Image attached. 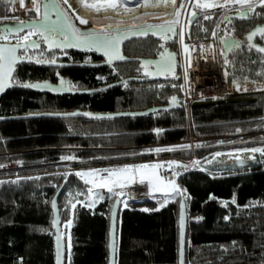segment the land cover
Masks as SVG:
<instances>
[{"label": "trees", "instance_id": "16d2710c", "mask_svg": "<svg viewBox=\"0 0 264 264\" xmlns=\"http://www.w3.org/2000/svg\"><path fill=\"white\" fill-rule=\"evenodd\" d=\"M181 4L185 0L178 2L180 13ZM224 12L214 11L205 20L196 7L189 9L186 40L210 38L222 23ZM11 15V1L0 0V20ZM151 22L154 21L145 24ZM258 42L264 45V36ZM176 44L174 40L166 48L176 52ZM123 50L129 58L150 60L163 51L159 41L152 37L146 41L132 40ZM31 56L29 51L22 54V58ZM45 59L99 66L60 69L18 65L13 79L17 87L0 101V117L77 110L104 114L141 112L166 106L174 96L182 103L181 82L177 81L130 82L90 95L61 97L19 88L21 83L55 84L59 75L74 85L73 90L100 89L129 78H141L144 71L136 62L102 65V57L93 52H58ZM249 90L262 93L234 97L250 100L248 104L226 103L225 99L194 108L196 137L213 140L242 136L231 140L233 144L225 150L264 146V83ZM188 140L183 110L114 120L38 119L0 123V165H3L0 171L11 166L17 169L0 174V264H54L52 201L60 189L62 226L71 221L68 236H64L66 264H108L110 212L116 198L112 192L99 190L93 203L87 191L90 184L68 171L138 161L142 159L139 154L144 146ZM215 143L196 144L197 156L202 160L200 166L217 151L212 147ZM188 148L184 144L176 146L168 156L188 160L191 157ZM66 156L74 159H64ZM200 166L189 171L188 166L176 164L177 187L183 195L172 190L169 201H164L161 195L127 207L121 205L117 264H178L181 200L186 202L189 218L186 264H264V157L254 154L246 166L229 171L212 168L210 173ZM218 170L222 173H216ZM193 219L203 222L195 224Z\"/></svg>", "mask_w": 264, "mask_h": 264}, {"label": "water", "instance_id": "95a60500", "mask_svg": "<svg viewBox=\"0 0 264 264\" xmlns=\"http://www.w3.org/2000/svg\"><path fill=\"white\" fill-rule=\"evenodd\" d=\"M41 3V15L39 20H32L25 23V27L23 31H15L16 29H19L21 27L20 23H14V22H4L0 24V40H2L4 37L10 38V37H18L22 34H25L27 32L31 31H37L38 33L45 34L43 41L44 46L47 48L48 52H55L60 51L62 53L64 52H71V51H77V52H93L105 59V62L102 63V65H108V66H115V65H121V64H127L131 62L140 63L142 66V62H153L150 65H148L146 68L144 66L142 77L141 78H129L125 81H121L118 83H114L111 85H108L106 87H102L100 89H91V90H73L70 87V81L65 80L63 77H60L57 75L58 83H51L48 81L38 82L34 84H48L51 87L50 88H24L21 86H18L19 88L28 89L36 93L40 94H51L55 97H61V96H70V95H90L94 93H99L106 91L111 88L120 87L123 86L125 83L130 82H146V83H152L157 81L162 82H170V81H181V77L178 75V59L175 52L170 51L169 48L164 47L163 51L161 53H164V59L162 60L161 54L156 59H140V58H129L124 54V45L132 40H146L149 37L154 38L157 41H162L164 43V39L162 37L164 35H169L171 39L175 40L177 37V28L173 26L175 29V32H163L159 28L154 29H143L147 26V24L138 26V27H126V28H114V29H108V30H101L97 31L94 30V26L87 23L88 28L83 30L81 33H95L97 34V37H103V32H116L114 34L119 33L121 35V39L119 41V52L122 56L125 57V59H118L114 55L112 56L111 60L109 59L108 55H105L106 49L100 45V44H92L89 46L86 43H81L80 41H83L85 37L81 36L79 37V40L75 38L72 34V30L68 25H71L69 20L67 19L66 15L64 14L62 8L59 6L57 0H40ZM47 6V7H46ZM243 16V18H242ZM195 18V17H194ZM192 19V21L194 20ZM254 20L253 17V11L250 9H245L240 12H233L227 14L221 23V30L224 29V27L231 21H237L239 23L243 22H252ZM53 22H57L54 26ZM42 26V27H41ZM72 27H76L77 24L71 25ZM258 29H264V22L255 24L245 35V39H236L230 35H224L220 38L219 43L222 49V59L224 63L225 61H228L229 57L234 51L241 50L244 45H246L248 48L252 49L254 52L264 56V52L257 51V48L264 47L261 45L258 41L263 37L260 35V33L257 31ZM124 30H131L128 32L120 33ZM59 33V36L57 38H51V33ZM144 32L146 34L140 35L139 33ZM256 32L257 34L253 37L252 40H248V36L252 33ZM113 34V35H114ZM64 38V39H63ZM96 37H93L95 39ZM54 41L55 44L50 48L49 42ZM36 41H29L27 43H19L21 47L17 48L16 56L19 57L17 62L13 65L15 71L12 73V80L7 83V85L4 87L3 91H0V101L2 98L7 94V92L15 87H17L15 84H13L14 75L16 72V68L18 65L21 64H32L35 66H44L47 68H70V67H96L99 65H87V64H68V63H61V62H55V64L49 63V62H43V63H37V60L28 58H22L20 56V52L24 50H28L29 52H35L36 50L41 48V45H39L38 48L31 47V44ZM228 44H233L235 46L229 48ZM24 45H28V47H24ZM56 45H62V47H57ZM17 43L15 44H9V43H1L0 47L4 48H13L16 47ZM165 46V45H164ZM251 46V47H250ZM171 53L174 54V74L168 73V72H157V62H160L161 64L167 62V54ZM145 72L149 74H145ZM63 80L65 83L64 85H61L60 81ZM58 89V90H53ZM176 98V103H172V99L168 102L166 106L161 107H153L151 109H148L146 111L141 112H119V113H90L88 111H74L69 113H40V114H30V115H22V116H10V117H0V123L4 122H10V121H22V120H38V119H56V120H62V119H85V120H114V119H123V118H141L145 116H151L155 115L161 112H174L182 110V104L178 101V97L174 96ZM226 103H235V104H248L251 101L246 99H236L234 97H230L225 101ZM219 102H215L213 104H218ZM206 106V104H197L194 106V108H199ZM62 189H60L55 197L53 198V201L56 203V208L52 207L53 211V220H55L57 217L59 219V225L56 226L52 223V228L54 232V264H57V235L61 237L59 241V259L61 261V264H66L67 261V243L65 242L63 235H62V220L60 217V210L58 205V199L60 197ZM52 201V202H53ZM120 201L119 199H116L113 203L111 212H110V228H109V260L108 264H117V254H118V221H119V213L121 209L122 203H117ZM183 215L184 218V227L183 229L180 226V220L181 216ZM193 223L200 224L203 222V219H193ZM188 212H187V205L184 200H181L180 202V210H179V259L178 264H181V259L183 260V264H186V243H187V230H188ZM113 229H115V236H113ZM113 240H115V251H113L112 243ZM183 241V243H182ZM181 251L183 252V255L181 256Z\"/></svg>", "mask_w": 264, "mask_h": 264}, {"label": "built area", "instance_id": "2783aa9c", "mask_svg": "<svg viewBox=\"0 0 264 264\" xmlns=\"http://www.w3.org/2000/svg\"><path fill=\"white\" fill-rule=\"evenodd\" d=\"M10 1L12 18L9 20V22L19 23L20 20H23L24 23H26L35 19L34 17L30 16V13L39 12H37L36 6L31 2V0H25V4L23 7L20 5L18 0ZM132 1L134 2V5L139 4L138 0ZM194 1L195 0H191V3H189L188 0H185L184 7L178 18L179 23L172 24L177 28L178 32L176 37L178 43L176 46L175 53L178 59V68L180 69V82L182 94L181 104L183 107L182 110L185 111L187 117L189 140L187 142H182L179 144H153L142 147V150L148 151L150 153L151 159L155 163L159 161V165H162V167H159L155 170L156 175L159 176L161 181H163V184L160 185L161 190L154 191L152 185L148 182L147 179H145L144 183H141L140 180L136 177L135 181L127 184L125 187L120 188L116 186L113 189L112 194L115 196V198L125 202L122 203V205H128L130 203H142L163 195L166 186L169 185V181H171L177 186V182L179 179V174L176 170L177 163H181L188 166L189 171L198 168L200 165L201 159L196 156V144L204 143L207 141H214L219 145L224 146L226 142L230 141L228 145H232L233 143H231V140L242 137L238 135H229L213 140L199 139L196 137L195 134V126L193 123L192 112L194 106L197 104H203L209 101L218 102L233 96V91L228 79V64L224 63L222 60V54L220 50L221 46L219 40L224 35H230L236 39L244 40L246 33L255 24L258 23H254L255 18L252 22L239 23L237 21H231L228 24L233 23L234 25L232 28H230V33L227 32L228 29L226 28V25L223 30H221V28L218 30V36L215 38L211 37L201 41H188L186 40L185 35L183 34V29L185 27L184 25L186 24V15L188 10L195 7L193 3ZM178 2L179 0L177 1L175 6V13L177 10ZM36 3L39 5L40 10V2L36 0ZM201 3H213L215 5H218L209 9H201L196 7L197 10L202 14L223 9L225 10L224 16H226L229 13L240 12L242 10L249 9L246 6H241L237 3H230L229 0H201ZM219 5L223 6L221 7ZM257 8L258 7H256L255 5L253 6V17H255V12ZM175 13L168 21H161L159 23H169L174 21L175 17H177ZM149 24H154V22H151ZM249 24L253 25L249 27ZM247 25L249 26L246 27ZM185 46H187L188 48L187 53L184 51ZM185 69L187 70L186 72ZM206 80L208 81L206 82ZM183 144L188 145L189 147L188 151L191 157L188 160L174 156L161 157V155L170 154L173 151H163L159 153H156L154 151V149L156 148L173 149L174 147ZM233 151L235 150L222 151L219 154L228 155L232 154ZM11 167H13L14 170H17L15 166Z\"/></svg>", "mask_w": 264, "mask_h": 264}, {"label": "snow or ice", "instance_id": "6c2138e0", "mask_svg": "<svg viewBox=\"0 0 264 264\" xmlns=\"http://www.w3.org/2000/svg\"><path fill=\"white\" fill-rule=\"evenodd\" d=\"M18 2L20 3V5L23 7L25 4V0H18ZM31 2L36 6V10L37 12L39 11V5L36 3V0H31ZM65 2H67V0H65ZM165 2H167V0H165ZM189 3H191V0H188ZM230 2L232 3H237L240 4L241 6H247L250 10L253 9L254 6V0H230ZM82 3L84 4V7L86 8H92L96 11H100L102 8L103 9H107V8H116L118 6V2L117 0H114V2L111 3H102V4H89L87 2H85V0H82ZM127 3V0H119V6H123L124 4ZM138 3L143 4L144 6H147L148 4V0H138ZM173 5H175V0H172ZM260 6L264 7V0H259ZM218 5H215L213 3H201V0H196L195 3V7L197 8H201V9H209L212 7H216ZM219 6H223V5H219ZM47 7V6H46ZM184 5L181 4V8H183ZM125 11H129L130 9H128L127 7H125L124 9ZM176 16H180V11L177 10L175 13ZM192 15L195 16L196 13L193 11ZM211 17L209 15H204L203 19L207 20L210 19ZM243 18V16H242ZM5 19H7V17H5ZM81 23H87V21L81 20ZM21 27L19 29H16L15 31L19 32V31H23L24 27L26 26L23 20L19 21ZM57 22H53L54 26ZM173 23H179V21H174ZM71 30H72V34L75 38H77L79 40V37L83 36L85 37V39L83 41H80L81 43H86L89 46H91L92 44H100L102 45L106 51H105V55L109 56V59L111 60L112 56L114 55L116 58L118 59H125L124 56H122L119 52V41L121 39V35L119 33L117 34H105L103 37H97V34L95 33H78V31L72 27L71 25H68ZM42 27V26H41ZM152 27H157L159 28L161 31L163 32H175V29L173 28L172 24H169L167 26L165 25H158V26H149V28ZM206 31V29H205ZM261 36H264V29H258L257 30ZM32 31L30 30L28 35H31ZM140 35H144L146 33L141 32L139 33ZM257 33L254 32L252 34H250L248 36V40H252L253 37L256 35ZM28 35H25L23 37L24 41L28 40ZM213 36H215V32L212 33ZM93 37H96L95 39H93ZM166 38V37H162ZM53 44H55L54 41H50L49 42V47L51 48L53 46ZM57 47H62V45H56ZM235 45L233 44H228V47L231 48ZM21 47V45L18 43L16 47L13 48H4V47H0V91H3L4 87L7 85V83L9 81L12 80V73L15 71L13 65L17 62V60L19 59V57L16 56V51L17 48ZM24 47H28V45H24ZM31 47L33 48H38L39 45L36 44L35 42H33L31 44ZM161 47H163V45H161ZM251 47V46H250ZM184 51L187 53L188 52V48L187 46H185ZM257 51L259 52H264V47L261 48H257ZM165 54L161 53V57L162 60L164 59ZM29 60H31V57L28 58ZM37 63H43V62H49L52 64H55V59H52L51 61H41V60H37ZM227 63V61H225ZM153 62H142V66H144L145 68L150 65ZM158 66H157V72L161 73V72H168L171 74H174V54L168 53L167 54V62L161 64L160 62H157ZM187 70L185 69V72ZM145 74H149L147 72H145ZM61 85H64V81L61 80L60 81ZM21 87L24 88H50L51 86L48 84H31V83H21L20 84ZM70 87H74V85H70ZM53 90H58V89H53ZM172 103L175 104L176 103V98L173 97L172 98ZM159 131V130H158ZM174 149L171 148H156L154 149V151L156 153L159 152H163V151H173ZM247 151H250L252 153L255 152H260L261 155H264V148H252L249 149ZM217 155H219V153H217ZM64 159H74V157L72 156H66L64 157ZM0 167H3V165H0ZM162 167V165H140L138 167H136L135 169L131 168V167H125V168H121V169H115V170H109V169H104L103 172L107 173L106 177H102L99 179V182L96 183L95 180H88L85 179L86 177H100V171L99 170H92L89 172H76L75 175L80 177L81 179H85V183H92L93 187H107L109 192L113 191V188L111 185H115L117 187L123 188L127 185L128 182H132L135 181L136 179V175L135 173H140V182L144 183L145 179L148 180V182L152 185V188L154 191H158L161 190L160 189V185L163 184V181L160 180L159 176L156 175V169ZM169 185L171 186V189L175 192H177L180 195H183L184 193L175 185L173 184L171 181H169ZM89 193L92 192V188H89L87 190ZM79 195V193H78ZM101 199L103 197H100ZM94 203V202H93ZM117 203H125L124 201H118ZM52 207L56 208V203L55 201L52 202ZM76 204L73 203L72 204V208H75ZM144 211H148V209H144ZM71 221H68V223L65 226H70ZM53 224L58 226L59 225V219L58 217L53 220ZM180 226L183 229L184 227V218L183 215L181 216V220H180ZM40 231H44V229H40ZM113 236H115V229H113ZM61 237L59 235H57V264H61V261L59 259V241H60ZM183 243V241H182ZM70 242H69V247H70ZM112 248L113 251H115V240H113L112 243ZM183 255V252L181 251V256ZM181 264H183V260L181 259Z\"/></svg>", "mask_w": 264, "mask_h": 264}, {"label": "rangeland", "instance_id": "374dc122", "mask_svg": "<svg viewBox=\"0 0 264 264\" xmlns=\"http://www.w3.org/2000/svg\"><path fill=\"white\" fill-rule=\"evenodd\" d=\"M38 1L40 2V0H38ZM92 1H94V2H92ZM57 2L61 3V5H64L66 7L67 11L75 12V13H77V15L81 11V9H79V7H77L75 4H73V6L70 5L71 0H67V2H65V0H57ZM85 2H87L89 4H94V3L102 4V3H111L112 1H106V2L103 1L102 2L101 0H85ZM229 2H230V0H229ZM193 3L195 5L196 0ZM230 3H232V2H230ZM81 4L84 7V4L83 3H81ZM125 5H123L124 9H125V7H127L128 9H131V8H133V6H134L133 9L142 7L141 3H139L138 5H127V4H125ZM254 5L256 7H258L256 9V12H255L254 23L264 22V7L260 6L259 0H254ZM175 6H176V4L173 5V3L171 1V4H169V7H171L170 13H168L166 15L145 16V17H142L140 20L136 21L135 23H133L132 25H135V24L140 25V23H145L148 21H154L155 22L154 24H149V25L174 24L173 22L177 21V19H175L174 21L169 22V23H159V22H161L164 19H170L174 15L173 13L175 12ZM90 10L94 11V9H90ZM103 10L104 9L102 8L100 11H97V14H99ZM213 12H206L203 14L208 15V14H211ZM186 17H187V15H186ZM11 18H12V15L8 19L0 20V24L4 23V22H9V20ZM81 24L85 27H88V25L86 23H81ZM149 25H147V26L149 27ZM233 25H234L233 23L227 24L226 28L228 29L227 30L228 33H230L229 30H231L230 28H232ZM249 25H247L246 27H248V26L251 27L253 24H249ZM100 26L103 27L104 29H106V26L104 24H101ZM184 26L185 27L183 29V34L185 35V38H186V35L188 33V27H189L187 20H186V24ZM220 28H221V24L215 28V30H214L215 36L211 35V37H214V38L217 37L218 36V30ZM226 28H225V30H226ZM143 29H145V28H143ZM106 30H108V29H106ZM128 31H131V30H124V31H121L120 33L128 32ZM112 33H116V32H110L107 34H112ZM150 38L151 37H149L148 39H150ZM183 38H184V36H183ZM175 40H176V43H178L177 38ZM144 41H146V40H144ZM176 46H177V44H176ZM221 54H222V50H221ZM39 58H40V56H39ZM228 71H229V83H230V86H231L232 91H233L232 97L240 96V95H252L255 93H262V92H254V91L249 90V89L253 87L252 85L254 83H259V84L264 83V56L255 53L252 49L248 48L245 45L240 51H236L233 53L232 58L230 59V62H229ZM212 147H213V149H217L216 152H213L212 158L210 157L211 159H209L204 166L199 165L200 168H203V169L205 168V171L210 172V173L213 171L212 168H215V169L220 168L224 171H229V170H234L237 167H244V166H246L247 160L249 158L250 159L254 158V154H256L260 157H264V155H261L260 152L250 153L246 149L245 150L244 149H236L235 151H233L232 154H228V155L219 154V155H221V156H219V155H217V153H221L223 150H225V148L230 147V145L221 146L218 143H215ZM254 148H264V146H255ZM225 151H227V150H225ZM196 152H197V148H196ZM145 153H146L145 151L141 152L142 155H144ZM168 155L169 154H164L163 157L168 156ZM214 155H216V156H214ZM196 156H197V153H196ZM201 162H202V160H201ZM91 167H94V166H91ZM128 167H131V166H128ZM83 168H85V167H83ZM131 168H133V167H131ZM11 169H13V167H11L9 169L1 170L0 174L17 171V170H14V169L11 170ZM95 169L99 170L97 168H95ZM100 170H103V169H100ZM87 171L89 172L92 170H87ZM87 171H85L84 169H76V170H69L68 172L69 173H76V172H87ZM101 175L102 174H100V177H96V178H92V179L89 177H86L85 179L95 180L96 183H98L99 179L101 178ZM135 175L140 180V173L137 172V174H135ZM85 179H82V180L85 181ZM129 183H131V182H128L127 184H129ZM89 184L92 188V192L90 194L91 197H89V200L92 202H93L92 197H93V195L95 196L94 193L96 190L101 188V189H103V191L108 192L107 187H93L92 183H89ZM111 186L113 189L116 187L115 185H111ZM167 186H169V185H167ZM123 206L127 207L128 205L123 204ZM62 235H63V238H64V236L65 237L68 236L67 226H62Z\"/></svg>", "mask_w": 264, "mask_h": 264}, {"label": "bare ground", "instance_id": "6f19581e", "mask_svg": "<svg viewBox=\"0 0 264 264\" xmlns=\"http://www.w3.org/2000/svg\"><path fill=\"white\" fill-rule=\"evenodd\" d=\"M103 1H114V0H101ZM132 1V0H127ZM172 0H148L147 6H144L142 4V7L139 8H131L129 11L124 10V6H119V0L118 6L116 8L112 9H105L99 14H97L96 10H90L89 8L83 7L82 0H71V4H75L79 9H81L80 13H78V17L81 20L87 21L90 24L94 26V30L101 31V27L98 26V24H104L103 22L113 21L117 22L112 29L114 28H126V27H138L141 25H144L145 23H140L132 25L136 21L140 20L142 17L145 16H151V15H166L170 13L171 7H169V4H171ZM178 0H175V4ZM94 2V1H92ZM125 5V4H124ZM126 6V5H125ZM75 7V6H74ZM77 12V11H76ZM208 80H206L207 82Z\"/></svg>", "mask_w": 264, "mask_h": 264}, {"label": "flooded vegetation", "instance_id": "af4514ba", "mask_svg": "<svg viewBox=\"0 0 264 264\" xmlns=\"http://www.w3.org/2000/svg\"><path fill=\"white\" fill-rule=\"evenodd\" d=\"M59 6L62 8L64 14L66 15L67 19L69 20L70 24L71 25H75L77 24L76 27H74L78 33H81L83 30L87 29L88 27H85L83 26L80 21L81 19L78 17L77 13L75 12H70V11H67L66 10V7L64 5H61V3H59ZM127 5H134V2L133 1H127L126 3ZM41 5V3H40ZM92 9V8H90ZM107 9H111V8H107ZM105 10V9H104ZM38 16L35 17L34 20H39L40 19V15H41V7H40V10L39 12L37 13ZM88 23V22H87ZM86 23V24H87ZM104 25L106 26V29H112V27L117 23V22H113V21H108V22H103ZM101 24H98L99 27ZM165 26H167V24H163ZM149 26H158V25H149ZM154 28H157V27H152V28H149L148 26L145 27V29H154ZM101 30H106L104 29L103 27L100 28ZM29 32L25 33V34H22L18 37H10V38H7V37H4L2 40H0L1 43H9V44H15V43H27L29 41H36L39 45H41V48L36 50L35 52H31L33 54V56H31V59H34V60H37V58H42L41 61H48L46 60L45 58H49L50 56H54L55 53H58L60 51H55V52H48L47 51V48L44 46V41H43V38L45 36V34L43 33H38L37 31H32V34L31 35H28ZM107 33H110L109 31L107 32H103V34H107ZM114 33H112L113 35ZM25 35H28V40L27 41H24L23 40V37ZM59 36V33H51V38H57ZM163 37H166V38H163L164 39V43L162 41H159V43L161 45H163L162 49L164 47H167L168 44L170 43H173V39H171V37L167 34V35H164ZM64 39V38H63ZM165 45V46H164ZM222 50V49H221ZM26 52H28V50H24V51H21L20 52V56L22 57V54H26ZM72 52V51H71ZM38 53V54H37ZM62 53V52H61ZM66 53V52H64ZM102 61H101V64L105 62V59L102 57ZM96 64H100V63H96Z\"/></svg>", "mask_w": 264, "mask_h": 264}, {"label": "crops", "instance_id": "0c3cea01", "mask_svg": "<svg viewBox=\"0 0 264 264\" xmlns=\"http://www.w3.org/2000/svg\"><path fill=\"white\" fill-rule=\"evenodd\" d=\"M264 46V45H263ZM240 51V50H238ZM236 52V51H234ZM233 52V53H234ZM233 53L231 54V56L229 57L228 61H227V64L229 66V62H230V59L232 58V55ZM256 53V52H255ZM258 54V53H257ZM260 55V54H259ZM223 60V59H222ZM224 62V61H223ZM228 79H229V71H228ZM263 84V83H262ZM256 85H259V83H254L252 86H256ZM144 151V150H143ZM142 151V152H143ZM146 153L144 155L142 154H139V157H142L141 160H138V161H132V162H122V163H116V164H111V165H103V166H94V167H91V166H87L85 168H80V169H84L85 171L87 170H96L95 168L99 169V171L101 172L100 174L101 175V178L102 177H106L107 176V173L103 172L104 169H109V170H115V169H121V168H125V167H128V166H131L133 167V169H135L136 167L140 166V165H144V164H147V165H159L160 162H154L152 159H151V156H150V153L148 151H145ZM161 157H163V155H161ZM131 163V164H130ZM100 169H103V170H100ZM88 172V171H87ZM216 173H222L220 172L219 170L216 172ZM89 178H93V177H89ZM89 184V183H88ZM171 186H166L165 190H164V201H169L171 199V193H172V189L170 188ZM91 188V186H90ZM99 190H103V189H98L95 191V196L93 195V202L95 200V197H96V193L99 191ZM91 194V193H90ZM91 197V195H90Z\"/></svg>", "mask_w": 264, "mask_h": 264}]
</instances>
